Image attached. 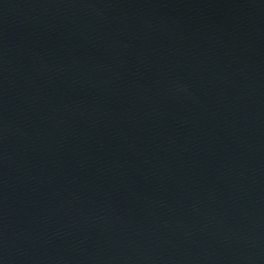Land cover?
<instances>
[{"label":"water","instance_id":"1","mask_svg":"<svg viewBox=\"0 0 264 264\" xmlns=\"http://www.w3.org/2000/svg\"><path fill=\"white\" fill-rule=\"evenodd\" d=\"M0 264H264V0H0Z\"/></svg>","mask_w":264,"mask_h":264}]
</instances>
